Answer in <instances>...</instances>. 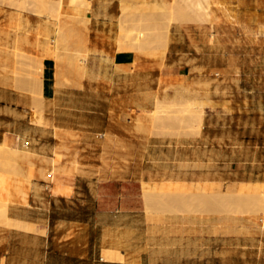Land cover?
<instances>
[{"label": "rangeland", "instance_id": "1", "mask_svg": "<svg viewBox=\"0 0 264 264\" xmlns=\"http://www.w3.org/2000/svg\"><path fill=\"white\" fill-rule=\"evenodd\" d=\"M58 1H48L56 10L54 13L49 7L47 10L58 17L59 24L68 34L67 41L57 50L60 55L56 57V53L49 52L52 43L46 37L44 26L36 24L30 31L42 38L37 42L45 49L42 57L30 64L33 55L22 52L26 56H21L14 71L21 91L34 99L33 122L42 126L34 121L37 115L44 119V102L40 100V95L42 99L43 96L39 92L44 64L39 62L43 63L46 57L56 61L58 98L53 106L52 126V170L56 168V178L49 181L54 182L57 177L75 178L90 169V164L91 169L113 170L125 159L127 135L131 142L126 157L132 162L130 175L126 180L122 176L121 182L90 185L89 190L108 195L102 202L112 211L102 212L99 221L102 226L132 223L134 229H148L142 233L147 236L144 245L154 254L149 264H156L170 249H175L177 243L174 240L179 235L192 236V264H264V226L260 221H252L253 213L246 198L249 189L264 188V149L258 147V143L264 144V135L259 136L258 128L264 114V0H192L195 5L200 2L199 10L195 6L196 16L192 6L188 9L192 13L187 12V5L186 8L182 5L186 12H179L184 10L181 4H185V0H102L108 6V17L102 21L107 29L102 33L115 40L116 51H134L139 57L159 61V73H146L124 84L126 87L115 82L112 87L94 86L92 81L101 77H92L78 69L82 74L76 68L74 56L92 49L93 35L99 33L100 24H95L94 18H100L97 8L101 0H91L90 9L89 0V4L68 0L72 4L64 5L63 9H59ZM192 2L188 6L194 5ZM37 4V0H0L2 10L11 15L13 12L35 15L33 11ZM207 6L216 12L210 22L205 21L208 20L206 16L202 17L205 11L201 9ZM78 37L80 42H77ZM174 51H192L199 78L213 79L218 83L214 88L218 94L223 93L237 102L239 115L230 122L229 176L221 183V193H227V196L208 191L205 184L199 183H192V188L184 192L165 191L161 185L172 181L159 180L156 176L164 161L179 158L178 153L171 151L172 146H165V143L171 145L180 139L196 137L203 128V122L200 124L189 113L179 112V108L188 102L166 99L174 94L175 88L172 84L163 88V79H187L169 66L177 62L171 57ZM8 53L10 51H5V59L11 62ZM130 67H118L115 74L128 72ZM33 70L40 71V81L36 76L38 72L33 74ZM30 74L36 76L34 81ZM105 76L102 77L113 81L107 73ZM157 79L160 86L154 87L153 82ZM131 84L133 87H127ZM82 96L84 99L80 100ZM142 100L149 102L147 110H142ZM155 105H160L162 112L153 113ZM146 111L150 113L144 114ZM0 149V226L28 230L8 215L7 208L22 195L14 193L13 197H8L4 191L8 185L6 178L13 169L21 170L17 165L22 157L16 155L12 147ZM148 170L155 174L147 176ZM98 175L102 176L100 172ZM232 184L238 192L229 195ZM73 191L69 187V193ZM147 191L148 195L145 194ZM125 208L132 212L122 215L114 212ZM7 218H10L8 222ZM179 226L190 231H175Z\"/></svg>", "mask_w": 264, "mask_h": 264}, {"label": "crops", "instance_id": "2", "mask_svg": "<svg viewBox=\"0 0 264 264\" xmlns=\"http://www.w3.org/2000/svg\"><path fill=\"white\" fill-rule=\"evenodd\" d=\"M105 18L106 16L94 18V23L100 24V27L98 26L99 33L93 35L90 46L95 49L93 55L98 53L96 71L106 72L108 77H113V81L101 77L93 80V85L112 87V82H115L125 86L124 84L133 82L146 73H159V61L139 57L134 51H116L115 40L102 33L107 29H104L102 22ZM37 20L35 15H20L17 12L11 15L0 7V147H17L26 152L21 156L17 167L21 168L24 177L31 172L34 175V186H25L26 199L18 195L15 198L16 203L8 208L9 217L28 230L0 226V264H149L148 261L153 259L154 254L144 245L147 236L142 233L148 229H134L132 223L102 226L99 222L102 212L112 211L105 208L106 203L102 202L108 195L89 190L90 185L95 183L121 182L124 180L122 176L126 180L130 175L132 162L126 157L130 151L127 147L131 142L127 135L124 140L125 159L120 160L118 167L116 165L113 170H98L97 167L91 169L93 167L90 164V169H85L84 174L75 178L57 177L54 182L49 181L54 158L53 106L58 98L56 61L49 57L44 59L42 83L39 85V92L43 96L42 99L40 95V100L44 102L43 116L50 123L47 127L33 122L34 99L21 91V84L14 76L15 65L19 63L21 56H26L22 52L33 55L32 64L45 50L37 45L42 38H38L36 32L30 31ZM5 51H10L8 55L11 62L10 59L6 61ZM35 55L37 58H34ZM171 57L177 59L175 64L169 65L172 71L178 70L179 75L187 79H163V88L171 84L175 88L174 94L166 99L187 103L188 99L196 98L195 103L203 108L204 117L200 119L192 115V119L200 124L203 122V128L196 137L180 139L171 145L165 143V146H172L171 151L178 153L179 158L164 161L156 176L159 180H171L173 183H164L163 188L167 189L166 186L172 185L176 192L190 190L192 183H199L206 184L208 191L213 185L217 191H213V188L212 192L227 196V193H221V183L226 182L229 176L230 122L235 121V116L239 115L237 102L223 93L218 94L214 90L218 83L213 79L199 78L196 57L192 55V51H174ZM127 66H131L128 72L115 74L117 67ZM153 83L154 87L160 86L158 79ZM82 86H86L85 80L82 81ZM81 99L84 97H80ZM153 102L154 99L152 104ZM140 106L142 110H147L149 102L142 100ZM148 113L150 111L144 112ZM258 128L259 136H263L264 114ZM258 147L260 150L264 149V144L258 143ZM28 154L31 156L28 157ZM150 174L155 173L148 170L146 175ZM175 183L181 188L183 184L187 189H174ZM219 184L220 187H217ZM69 187L74 190L72 194L69 193ZM145 194L148 195V192ZM124 197L127 198L126 195ZM114 212L122 215L131 213L132 210L115 209ZM175 231L189 232L190 229L179 226ZM174 241L177 243L175 249H170L156 264H192V236L179 235Z\"/></svg>", "mask_w": 264, "mask_h": 264}, {"label": "bare ground", "instance_id": "3", "mask_svg": "<svg viewBox=\"0 0 264 264\" xmlns=\"http://www.w3.org/2000/svg\"><path fill=\"white\" fill-rule=\"evenodd\" d=\"M49 1V0H48ZM47 0H37V2H38V4H37V7H36V9H35V11H33L34 13H35V15L38 17V20H37V25L38 26H44V30H45V34H46V37L47 38H49V42L50 43H52V48L51 49H49V52H51L52 54L54 53V55H55V53H56V57L58 56V55H60V53L57 55V50L59 51L60 49H58V48H60V45L62 44V42H64V41H67V37H68V34H67V32L61 27V24H59V23H61V22H58V17H55V14H54V16L53 15H51V12L49 11L50 10V8H51V11L53 12L54 11V5H53V8L54 9H52V3L51 2H48ZM73 1H76V0H73ZM90 2H91V0H89ZM88 0H77V2H81V3H83V4H89L88 2H89ZM184 1V0H183ZM186 2H184L185 4H181V6L182 5H184L185 6V8H186V5H187V12H188V9L190 10V7L192 6V8H191V10L193 11V15H195L196 16V11L197 10H195V6L197 5L198 6V4H200V2L199 3H196V5L192 2V0L190 1L189 0V2H188V0H185ZM67 2H69L68 0H59L58 1V4H59V9H61L64 5L66 6V7H68L69 5H71L72 3H71V1L68 3V5H67ZM190 2H192V4H194V5H190L189 4V6H188V3H190ZM205 2V1H204ZM220 2V1H219ZM51 4V5H50ZM57 4V5H58ZM91 4H92V2L88 5L89 7H88V9H90V6H91ZM49 5V6H48ZM206 5V4H205ZM211 5V4H210ZM64 6V7H65ZM180 6V7H181ZM184 6H182V8L184 9ZM194 6V7H193ZM196 6V9H198L199 8V6L197 7ZM201 6L202 7H204V5H202L201 4ZM47 7H49V10H47L48 8ZM178 7V6H177ZM107 8H108V6H106V4L101 0L100 1V3H99V5H98V8H97V11H98V16H103V17H105V16H107ZM182 8H180V9H182ZM194 8V9H193ZM201 8V7H200ZM58 9V11H60ZM63 9V8H62ZM199 10V9H198ZM201 10H204L205 11V15H203L202 17L204 18L205 16H206V18H208V20L207 19H205V21H207V22H210V19L211 18H215V11H214V9L211 7V6H207V7H205V9H201ZM56 11V10H55ZM54 11V12H55ZM177 12H178V10H176ZM181 11H184V12H186V10L184 9V10H180L179 12H181ZM223 11V10H222ZM50 12V13H49ZM53 12V13H54ZM109 12V11H108ZM60 13V12H59ZM182 13V12H181ZM188 13H192V12H188ZM195 13V14H194ZM201 13H204V12H202L201 11ZM176 14V13H175ZM178 14V13H177ZM183 14H185V13H183ZM183 14H181V16H183ZM192 15V16H193ZM202 15V14H201ZM175 16V15H174ZM178 15H176V17H177ZM185 16V15H184ZM183 16V17H184ZM194 16V18H202L201 16L200 17H195ZM197 16H198V14H197ZM108 17V16H107ZM174 18V17H173ZM182 18V17H181ZM187 18H189V17H187ZM149 19V18H148ZM177 19V18H176ZM183 19V18H182ZM199 19H197V20H199ZM204 20V19H203ZM200 21H202V19L200 20ZM165 22H166V20H165ZM188 22H190V21H188ZM89 24V23H88ZM172 24V23H171ZM212 27H213V24H212ZM87 29H88V27H87ZM130 34H132V33H130ZM140 34V33H139ZM73 42V41H72ZM80 42V41H79ZM42 43V42H41ZM74 43V42H73ZM64 44H67V43H64ZM71 44V43H70ZM43 45V44H42ZM47 46V45H46ZM76 48V47H75ZM47 49L48 48H46V53H48V51H47ZM85 51H87L86 53H84V54H77L76 56H74L75 58V60H76V62L77 63H75V64H77L76 65V68H77V70L79 69L80 71H82L84 74H89V75H91L92 77H95V78H99V77H102V76H104V77H106L105 75H106V72H97L96 71V69H95V65H96V63H97V60H98V56H96L98 53H96V55H93V53H94V51H95V49L94 48H92V49H86ZM103 51V50H102ZM44 52V54L46 55V53ZM81 52V51H80ZM51 53H49V54H51ZM48 54V55H49ZM103 54V53H102ZM42 57V56H41ZM44 57V56H43ZM34 58H37V55H35V57ZM72 59H73V57H72ZM38 60H43V59H41V58H39ZM57 60V59H56ZM69 60V59H68ZM44 61V60H43ZM70 61V60H69ZM68 61V62H69ZM110 61V60H109ZM37 62H39V61H37ZM75 62V61H74ZM39 63H41V64H43L42 62H39ZM71 63V62H70ZM68 64V63H67ZM74 64V65H75ZM100 65V64H99ZM44 66V65H43ZM68 66H70V65H68ZM72 66H73V64H72ZM78 66V67H77ZM40 67V66H39ZM71 67V66H70ZM100 67V66H99ZM41 68V67H40ZM40 68H37V69H40ZM43 68V67H42ZM41 68V69H42ZM118 68V67H117ZM40 69V70H41ZM78 70V71H79ZM99 70H100V68H99ZM37 70H33L32 72H34L33 74H36L37 72H36ZM79 71V72H80ZM82 72H80V73H82ZM29 73H30V71H29ZM39 73H40V71L36 74V76H38L37 78L39 79H41V77H43V76H41V74H40V76H39ZM82 73V74H83ZM118 73V72H117ZM32 74V73H31ZM30 74V75H31ZM36 76H34L33 77V75H31V78H32V80H33V78L35 79V77ZM85 76V75H84ZM108 77V76H107ZM58 78V77H57ZM40 79H39V81H40ZM29 80V79H28ZM34 81V80H33ZM38 81V82H39ZM36 82H37V80H36ZM36 82H34V83H36ZM37 82V83H38ZM40 82H42V80L40 81ZM39 82V83H40ZM182 95V94H181ZM184 96H185V94H184ZM187 96L188 97H190L189 96V94H187ZM188 97H186V98H188ZM183 99V98H182ZM196 99V98H195ZM195 99L193 100L192 98L189 100L188 99V103L187 104H185V105H182L180 108H179V112H183V113H189L190 115H195V116H197V117H199L200 119H203V117H204V115H202L203 113H202V109L200 108V107H198L197 106V104L195 103ZM197 102V101H196ZM162 107L160 106V105H155L154 107H153V110H152V112L153 113H160V112H162ZM178 112V111H177ZM34 121L35 122H37V123H39L40 125H42L43 127L44 126H47L48 125V123L40 116H36L35 117V119H34ZM25 141V140H24ZM20 142V141H19ZM25 145V144H24ZM13 148V150L15 151V153H16V155L18 154V155H20V156H22L23 155V151H21L20 149H17V147H12ZM13 151V152H14ZM26 153V152H25ZM25 153H24V155H25ZM29 153V152H28ZM34 154V153H33ZM27 155V154H26ZM29 156H31V155H29L28 154V157ZM18 157V156H17ZM54 159V158H53ZM49 161V160H48ZM54 163H56V161H53ZM56 171V168H55V170H52V173L50 174V176H51V179L52 180H54L53 178H54V176H55V172ZM42 174V173H41ZM28 175V174H27ZM46 175H48V173L46 174ZM34 177V175L33 174H29V176H23V172H22V170H20V169H13V171L9 174V176L6 178L7 179V184L8 185H5V186H7V187H5V189H4V191H6L7 193V195H8V197L9 196H11V197H13L12 195L14 194V193H19V194H21L22 195V197L24 198V199H26V196H27V192H26V190H25V186H27V187H33L34 185H33V183H32V178ZM44 176H45V174H44ZM46 178H47V176H46ZM4 181V180H3ZM179 181V180H178ZM2 182V181H1ZM202 182V181H201ZM206 182V181H205ZM212 182V181H211ZM3 183V182H2ZM168 183H173V182H168ZM198 183V182H197ZM178 184V183H177ZM176 183H175V185H174V188L176 189V187H178L177 189L178 190H180V186L179 185H177ZM180 184V183H179ZM250 184V183H249ZM4 185V184H3ZM149 185V184H148ZM181 185V184H180ZM206 185V184H205ZM163 186H165V185H162L161 187H162V190L163 189H165V191L169 188L170 190L172 189L173 190V188H172V185L169 187V186H166L167 187V189L166 188H163ZM182 190H186L187 188H186V186H184L183 184H182ZM156 187V186H155ZM185 187V188H184ZM215 187H216V185H215ZM217 187H220V184H219V186L217 185ZM184 188V189H183ZM206 188V187H205ZM204 188V189H205ZM214 188V186L212 185V189ZM27 189V188H26ZM29 189V188H28ZM147 189H151V188H147ZM157 189V188H156ZM168 189V190H169ZM208 189H209V187H208ZM207 188H206V190H208ZM211 189V190H212ZM217 189V188H216ZM215 188L213 189V191L214 190H216ZM205 190V191H206ZM210 190V191H211ZM219 190H220V188H219ZM250 191L248 192V194H247V196H246V198L248 199V201L249 202H247V205L249 206V208L252 210V213H253V218H252V221L253 222H256V221H260L261 222V224H262V227L264 226V188H261V187H255V188H253L252 190L253 191H251V189H249ZM150 191V190H149ZM160 191H161V189H160ZM159 191V192H160ZM174 191V190H173ZM217 191V190H216ZM215 191V192H216ZM227 191H228V189H227ZM148 192V191H147ZM151 192V191H150ZM223 192V191H222ZM229 193V195H231V194H234V193H237L238 192V189H237V187H236V185L235 184H232L230 187H229V191H228ZM250 192H252V194L250 195ZM218 193H219V191H218ZM242 193V192H241ZM17 195V194H16ZM150 196V195H149ZM249 196V197H248ZM251 196V197H250ZM245 198V197H244ZM10 200H11V198H10ZM148 200H151V199H148ZM1 208V207H0ZM8 209V208H7ZM6 210V209H5ZM1 211V210H0ZM4 213H6V212H4ZM7 214V213H6ZM10 220V218H7V221L6 222H8Z\"/></svg>", "mask_w": 264, "mask_h": 264}]
</instances>
